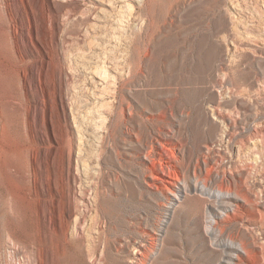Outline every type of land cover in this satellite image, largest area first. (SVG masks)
<instances>
[{
	"label": "rangeland",
	"instance_id": "rangeland-1",
	"mask_svg": "<svg viewBox=\"0 0 264 264\" xmlns=\"http://www.w3.org/2000/svg\"><path fill=\"white\" fill-rule=\"evenodd\" d=\"M0 264H264V0H0Z\"/></svg>",
	"mask_w": 264,
	"mask_h": 264
},
{
	"label": "bare ground",
	"instance_id": "bare-ground-1",
	"mask_svg": "<svg viewBox=\"0 0 264 264\" xmlns=\"http://www.w3.org/2000/svg\"><path fill=\"white\" fill-rule=\"evenodd\" d=\"M218 197V196H217Z\"/></svg>",
	"mask_w": 264,
	"mask_h": 264
}]
</instances>
